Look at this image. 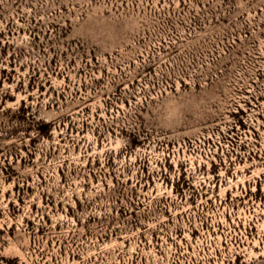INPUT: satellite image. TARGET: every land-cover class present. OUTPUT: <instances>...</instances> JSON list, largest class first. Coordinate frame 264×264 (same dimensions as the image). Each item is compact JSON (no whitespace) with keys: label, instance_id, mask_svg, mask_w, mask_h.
I'll use <instances>...</instances> for the list:
<instances>
[{"label":"rangeland","instance_id":"obj_1","mask_svg":"<svg viewBox=\"0 0 264 264\" xmlns=\"http://www.w3.org/2000/svg\"><path fill=\"white\" fill-rule=\"evenodd\" d=\"M0 264H264V0H0Z\"/></svg>","mask_w":264,"mask_h":264}]
</instances>
